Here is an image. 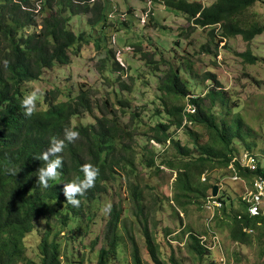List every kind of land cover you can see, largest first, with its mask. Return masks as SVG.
Instances as JSON below:
<instances>
[{"label":"rangeland","instance_id":"374dc122","mask_svg":"<svg viewBox=\"0 0 264 264\" xmlns=\"http://www.w3.org/2000/svg\"><path fill=\"white\" fill-rule=\"evenodd\" d=\"M198 1L210 5L216 0ZM90 2L105 5L106 20L90 25V14L73 17L71 28L77 34L84 33L89 42L83 43L79 53L71 52L70 65H55L46 70L39 82L25 85L23 91L27 94L36 88L41 90L43 95L37 102L40 111L48 108L44 100L52 92H58L59 102H63L75 98L81 88L93 90L97 106H103L108 99L116 106L122 121L129 122L134 135L142 212L124 177L116 176V180L109 183L105 196L85 205V217L77 222L70 221L60 232L57 241L60 242L61 264L98 263L100 251L108 249L110 214L104 215L101 211L107 202L123 210L118 252L110 264H134L131 239L140 249L141 264H155L147 248L144 224L154 234L164 264H264V238L258 230L247 233V244L234 242L230 236V216L244 212L245 207L238 197L249 185L232 181L230 172L217 164L213 169L205 170L201 180L206 177L210 184L219 187L218 195L226 201L229 217L217 209L214 215L219 220H216L213 213L203 207L202 201L191 203L181 211L174 201L173 184L177 171L164 163H177V153L169 143L167 146L156 145L149 140L151 128L157 122L154 119L156 110H164V95L159 89L161 78L170 69L179 68L192 94L203 98L206 107L212 106L209 93L221 90L214 108L221 129L224 122L227 127L235 119L241 120L240 137L232 141L234 156L250 151L264 166V33L250 42L242 36L221 41L220 36L212 38L211 28H194L184 14L164 4L139 0ZM239 20L244 28L264 25V0H258ZM216 34H219L218 30ZM247 51L257 57L255 64L238 55ZM107 58L106 70H99ZM116 63L123 70L115 71ZM108 70L114 71L111 74ZM208 74L216 79H211ZM190 98H179L177 103L189 106ZM122 102H126V106H121ZM134 113H139V117L131 122ZM100 115L97 109L94 115L86 113L75 118L73 126L95 123L94 116ZM189 126L199 145L212 141L213 132L207 127ZM172 133L182 145L194 148L193 137L187 129L173 128ZM151 158L156 160L155 166L147 167ZM43 228V223H38L35 231L24 239L25 257L31 264H41L39 244ZM190 233L200 235V238L205 236L208 255L199 257L190 250Z\"/></svg>","mask_w":264,"mask_h":264},{"label":"trees","instance_id":"16d2710c","mask_svg":"<svg viewBox=\"0 0 264 264\" xmlns=\"http://www.w3.org/2000/svg\"><path fill=\"white\" fill-rule=\"evenodd\" d=\"M90 1L0 0V264H31L25 257L24 239L35 231L40 222L44 225L39 244L41 264H61L60 242L57 241L60 232L70 221L83 219L85 205L105 196L109 183L115 181L116 176L124 177L138 210L142 212V190L135 168L137 153L133 147L134 135L129 122L122 121L119 110L109 99L103 106H97L93 90L81 88L75 98L63 102H59L58 92H52L44 100L48 108L37 110L31 117L23 114L21 106L26 95L23 91L25 85L39 82L46 70L55 65H70L71 52L79 53L83 43L89 42L84 33L77 34L71 28L72 18L90 14V25H98L106 20L105 5ZM150 1L184 14L194 28H211L212 38L220 36L221 41L242 36L246 42H250L264 33V25L244 28L239 20L258 0H216L210 5L198 0ZM217 30L219 34H216ZM238 55L250 64L258 61L250 51ZM107 59L101 63L99 70H106ZM117 69L123 70L119 63L114 64V70ZM114 70L108 71L112 74ZM208 77L216 79L212 74H208ZM159 89L164 95V110H156L154 119L157 122L151 128L149 140L163 146L169 143L177 153V163L164 162L177 171L173 184L177 209L185 211L189 204L201 201L205 207L215 185L210 184L209 179L202 182L201 176L205 170L213 169L217 164L228 172L235 154L232 141L240 137L241 120L235 119L227 127L224 122L221 129L218 115L214 112L221 90L215 89L209 93L212 106L206 107L203 98L192 94L179 68L170 69L161 78ZM190 96V104L195 107L193 113L188 112L187 104L177 103V99ZM109 104L111 108L107 106ZM121 106H126V102ZM96 109L101 115L94 116L95 123L73 126L75 118L86 113L94 115ZM137 117L139 113H134L131 122ZM189 124L207 127L213 132L212 141L199 145ZM65 128L78 131L79 139L73 143L66 142L67 146L61 154L64 163L59 169L60 176L49 181L50 187L45 189L37 181V169L45 164L39 157L49 147L52 138L63 139ZM173 128L187 129L193 137L194 148L182 145L174 138ZM85 163L96 166L99 176L95 187L78 197L80 206L73 207L66 202L62 187L84 178L81 167ZM155 163L156 160L151 158L146 166L154 167ZM255 175L264 177V169L243 176L252 178ZM216 200L220 203L217 209L229 217L223 197L219 194ZM122 214V209L112 207L107 223L108 249L100 251L97 264H110L111 258L117 256ZM215 218L219 220L218 216ZM230 218V236L234 242L247 244L248 230H258L260 237L264 238V217L249 218L239 211L232 213ZM143 233L153 262L164 264L159 256L156 238L147 224H144ZM189 239L188 247L193 253L199 257L208 255L209 248L202 243L200 235L190 233ZM131 243L133 263L141 264L140 249L133 239Z\"/></svg>","mask_w":264,"mask_h":264},{"label":"clouds","instance_id":"9594fccd","mask_svg":"<svg viewBox=\"0 0 264 264\" xmlns=\"http://www.w3.org/2000/svg\"><path fill=\"white\" fill-rule=\"evenodd\" d=\"M5 64L7 61L4 62ZM43 93L40 89H33L27 93L21 102V106L24 109V115L31 117L37 112V102L42 97ZM79 139V132L72 128L64 129L63 139L52 138L49 147L44 150L39 159L44 161L43 167L37 169L38 176L37 181L39 185L45 189L50 187L49 181H54L60 176L59 169L63 166L62 153L66 148L67 143H73ZM81 170L84 178L82 180H73L62 187V193L68 204L73 207L80 206V199L78 197L84 196L90 189L95 187V181L99 176V169L91 163H85L82 165ZM13 174H17L13 172ZM112 205L107 202L103 205L101 211L102 214L108 215L111 213Z\"/></svg>","mask_w":264,"mask_h":264},{"label":"built area","instance_id":"2783aa9c","mask_svg":"<svg viewBox=\"0 0 264 264\" xmlns=\"http://www.w3.org/2000/svg\"><path fill=\"white\" fill-rule=\"evenodd\" d=\"M194 108L193 105H189L188 111L193 113L195 112ZM154 144L159 145L157 143ZM262 169H264V166L261 164L260 159L250 151H244L237 156H233L228 166L229 177L232 181L249 185V187H245L241 191L239 196V200L245 207L242 213L246 214L249 218L264 217V177L262 175H255L252 178H248L243 175L254 174ZM202 180L205 181L206 177H203ZM219 207L220 203L216 200V197L212 195L207 199L205 208L213 213L212 216H215V210ZM243 230L245 231V229ZM250 232L251 230H248V233ZM203 237L205 236L200 238L202 243L206 241V238Z\"/></svg>","mask_w":264,"mask_h":264},{"label":"water","instance_id":"95a60500","mask_svg":"<svg viewBox=\"0 0 264 264\" xmlns=\"http://www.w3.org/2000/svg\"><path fill=\"white\" fill-rule=\"evenodd\" d=\"M218 193H219V187L218 186H215L212 190V195L214 197L218 196Z\"/></svg>","mask_w":264,"mask_h":264},{"label":"bare ground","instance_id":"6f19581e","mask_svg":"<svg viewBox=\"0 0 264 264\" xmlns=\"http://www.w3.org/2000/svg\"><path fill=\"white\" fill-rule=\"evenodd\" d=\"M148 2H149V3H152V1H150V0H149Z\"/></svg>","mask_w":264,"mask_h":264}]
</instances>
